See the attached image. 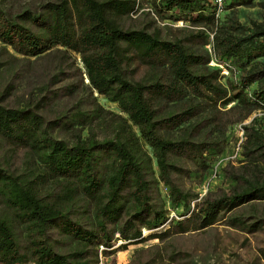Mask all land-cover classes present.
I'll list each match as a JSON object with an SVG mask.
<instances>
[{
  "label": "trees",
  "instance_id": "trees-1",
  "mask_svg": "<svg viewBox=\"0 0 264 264\" xmlns=\"http://www.w3.org/2000/svg\"><path fill=\"white\" fill-rule=\"evenodd\" d=\"M151 4L159 18L184 22L177 33L164 35L162 27L170 26L156 25L146 9L135 21L130 14L137 0H41L16 12L0 7V263L97 264L100 252L162 238L170 230L203 229L219 219L242 230L264 228V125L257 117L241 125L240 147L249 166L227 174L226 190L189 208L195 193L172 176L186 171L176 157L191 155L203 164L204 152L222 150L219 138L195 137L199 120L183 124L204 104L232 101L246 113L264 109V62L258 59L264 55V19L218 17L211 0ZM257 4L264 9V0ZM206 42L212 54L197 47ZM70 51L77 53L88 86L115 102L120 113L94 97L89 107L44 113L47 103L77 87L72 79L64 81L69 69L80 72ZM30 57L51 60L53 68L36 97L7 104L19 66ZM210 58L230 71L223 82L220 67L207 64ZM133 62L145 66L140 76L129 72ZM74 125L86 134L78 131L70 142L52 134L55 126ZM94 125L102 127L101 136ZM15 147L30 158L26 171L8 166L7 151ZM159 180L168 188V204L180 207L175 219L167 217ZM164 223V229L142 234V227ZM257 250L264 258V245Z\"/></svg>",
  "mask_w": 264,
  "mask_h": 264
},
{
  "label": "rangeland",
  "instance_id": "rangeland-1",
  "mask_svg": "<svg viewBox=\"0 0 264 264\" xmlns=\"http://www.w3.org/2000/svg\"><path fill=\"white\" fill-rule=\"evenodd\" d=\"M41 0H0V7L9 11L16 12L26 7H34ZM137 10L133 12L131 17L136 21L143 17L139 11L146 9L149 15L155 20V24L162 27L163 23L170 26L166 29L162 27L164 35L177 33V27L183 25L181 20H170L168 18H159L152 9L151 0H137ZM258 0H254L251 4H239L233 7H223L218 12V17L223 15H234L239 21L248 23L249 19H264V9L257 4ZM207 32L209 28L206 29ZM210 39V34L207 40ZM1 44V42H0ZM203 48L208 53L212 54L210 43L206 42L197 46ZM70 57L73 64L77 65L80 72H75L69 69L71 76L66 80H71L77 83L75 91L69 95H63L57 99L51 100L44 106V113L50 117L59 110L66 109L70 111L75 107H89L91 97L95 98L104 109L120 113L115 102L106 99L102 94L96 92L88 86L87 78L82 72L83 68L79 61L77 53L70 51ZM258 59L264 62V55ZM209 66L220 67V81H224V76L230 71L210 58L207 62ZM54 62L46 58L30 57L28 62H22L19 66L20 75L16 81V86L5 99L7 104L13 105L16 103H24L27 100H32L39 94V87L45 80V74L53 68ZM145 70V66L139 63H132L129 66V72L133 76H140ZM235 71V70H234ZM62 81V82H64ZM61 83V82H60ZM251 117H257L258 122L264 125V109L262 107H253L246 113V108L241 105H236L234 102H229L225 105L204 104V110L196 114L194 117L186 120L183 124L199 120L198 132L195 137L204 136L206 138H219V145L222 146L221 152L218 148L214 152H204L205 161L199 163L191 155H182L176 157V160L181 164L186 171L180 173H172L174 180L183 189L195 193L196 197L190 199L189 208L195 205L205 195H213L220 190L227 189V174L236 170H243L249 166L246 158L242 155L240 147L242 134V124L248 123ZM97 136H101L102 127L93 126ZM107 130V128H105ZM79 131L81 136L86 134L85 127L74 125L68 128L55 126L52 134L57 138H62L68 142L73 141L75 134ZM108 131V130H107ZM173 135L177 133L176 129L170 131ZM142 147L151 152L148 144L140 139ZM0 146V153H1ZM219 152L221 157L218 165L213 173V159L211 154ZM152 165L156 169L155 158L151 155ZM6 159L9 168L16 172L26 171L30 166V158L25 155L23 147H15L11 151H7ZM228 164V165H227ZM252 165V164H251ZM222 167V168H221ZM252 167V166H251ZM253 168V167H252ZM167 186L158 181V191L160 196L166 200ZM166 211L167 217L170 220L179 216L176 215L180 207H172L167 200ZM260 212L264 214V204L260 205ZM167 227L164 223L155 229L141 228L142 234L146 235L159 231ZM117 240L113 246L118 244ZM264 245V228L254 231L242 230L224 223L223 219L215 221L203 229L187 230L184 232H173L170 230L162 237H150L142 241L128 243L124 248L114 247L109 252H100L98 254L97 264H264V258L258 254V247ZM100 248V247H99ZM2 264V263H0ZM14 264H32L14 263Z\"/></svg>",
  "mask_w": 264,
  "mask_h": 264
},
{
  "label": "built area",
  "instance_id": "built-area-1",
  "mask_svg": "<svg viewBox=\"0 0 264 264\" xmlns=\"http://www.w3.org/2000/svg\"><path fill=\"white\" fill-rule=\"evenodd\" d=\"M214 4H215V13L217 14L221 8H222V0H211ZM221 157L218 155L217 156V159H213L214 160V163L212 164L213 166V173L215 172V167L219 164L218 161H220ZM101 264V263H100Z\"/></svg>",
  "mask_w": 264,
  "mask_h": 264
}]
</instances>
